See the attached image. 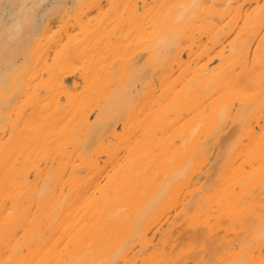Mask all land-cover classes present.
Returning <instances> with one entry per match:
<instances>
[{
	"label": "bare ground",
	"instance_id": "6f19581e",
	"mask_svg": "<svg viewBox=\"0 0 264 264\" xmlns=\"http://www.w3.org/2000/svg\"><path fill=\"white\" fill-rule=\"evenodd\" d=\"M0 264H264V0H0Z\"/></svg>",
	"mask_w": 264,
	"mask_h": 264
}]
</instances>
